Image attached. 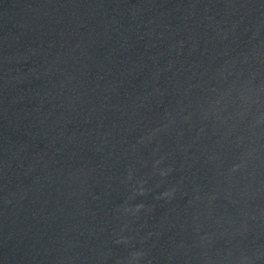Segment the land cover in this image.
Returning <instances> with one entry per match:
<instances>
[{"label":"water","instance_id":"water-1","mask_svg":"<svg viewBox=\"0 0 264 264\" xmlns=\"http://www.w3.org/2000/svg\"><path fill=\"white\" fill-rule=\"evenodd\" d=\"M0 264H264L256 0H0Z\"/></svg>","mask_w":264,"mask_h":264}]
</instances>
